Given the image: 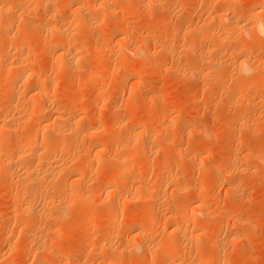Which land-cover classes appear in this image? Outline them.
Returning a JSON list of instances; mask_svg holds the SVG:
<instances>
[{
	"label": "rangeland",
	"instance_id": "374dc122",
	"mask_svg": "<svg viewBox=\"0 0 264 264\" xmlns=\"http://www.w3.org/2000/svg\"><path fill=\"white\" fill-rule=\"evenodd\" d=\"M26 1L27 0H14V1L0 0V2L4 4L7 10L8 7L10 9L8 10L9 12H7V10L5 12L2 11L3 13L0 11L1 13L0 21H2L3 19L5 20V18H7L9 20H12V22L14 21L13 26L15 27L19 25V22L22 23L23 20H24L23 25H25L24 23H26V26H23L20 23L21 26L25 28V31H22L21 33L17 34V32H14L16 31L14 30L15 29L14 27L13 29L14 31H12L14 35H12V38H14L15 40L13 39L12 41H5V40L0 41V53H2V51L4 50L3 55H5V53L9 54V55L7 54L8 56L5 55L6 58L5 56L3 57L4 61H6L8 58L6 62L9 63H13L15 62V60H18L20 56L25 55L24 57L26 59L28 58V60L32 63L29 64V68L32 69L35 68L34 71L36 70V72L40 71L39 73L44 79L46 77L51 81L53 80L54 83H57L59 82L58 80L62 79L60 82L64 81L67 84L66 85L63 83H59L57 86L56 84H54L55 86L53 84L52 85L50 84L48 90L51 91L50 92L48 90L47 91L49 92L48 95L50 94L51 100L54 99L57 102L56 103L50 101L51 104L54 103L52 104L53 105L52 107L54 109L61 108L64 109L66 112L68 110L71 111L73 110L74 112L78 110L80 107L85 106L84 114L81 115L82 116L84 115V118L88 121V123L89 124L95 123L96 125H98L99 122V125L102 124L104 128H107V132L103 136L98 137V139L97 138L94 139L92 138L93 140L83 139L85 140L84 143L83 140L81 139L82 140L81 141L80 138L78 137L79 141L83 142L82 143L83 145L78 143L79 144L78 147L81 148L84 147L83 150L85 151H89L88 149H90V151H93L94 148L92 149L93 147L92 144L95 145L96 143L99 144L102 142L105 143V145L106 143H108V145H111L110 143L113 140L112 133L114 131L116 133L115 137H119V135H117L119 132L121 137L123 135V132L119 130L124 129L125 125L121 124V127L123 128L120 127L121 129L119 128L118 130L119 132L116 130V128L111 129L108 128L107 126L110 123L111 119L113 120L114 118L115 119L113 123H115L117 119L123 120L125 118H129L131 120V121L129 120L130 125L139 122L140 119L141 120L144 119V121H146V123L149 125L151 132L152 130L155 131L158 127H161L163 125L162 127H164L165 130L164 129L159 130V128L156 130V131L158 130L160 131V135H161L160 139L155 141L153 139L151 140L149 139L148 141L149 147L147 146L146 149L142 150V153L144 155L141 154L140 151L141 156H139V160H140L139 163L142 164V167L144 168L145 171V175H143L144 179L141 177L143 179L141 180L142 182H146L145 185L147 184L149 185V183L152 184L151 181L155 179L157 173H158L157 176L160 175L158 178L161 179L162 177L161 174L163 172H161L160 174V168L161 167L166 168L168 165L166 170L167 169L169 170V167L171 168L169 172H171L170 173L171 175L172 173L173 175H176L173 177L178 178L179 181L177 183H179V185L184 187L190 184L191 186V189L187 190L188 192L185 191L186 194L185 192H183V195L177 193L176 196L178 197L176 200L177 203L179 205L183 204V206H185L184 204H186L187 206L185 207L188 208V210L190 209L189 211L191 212L193 209H195L196 203H202L201 201L205 202L202 203L204 208L202 213L200 212L198 215V213L195 211L196 209L193 210L192 212L196 213V215L194 213L193 215L197 216V218H200V220H203L205 222L204 225H206V227L204 226V228L202 227L201 229H190L187 232L190 237L189 238L190 242L187 241L186 246L188 245L187 247H189L192 246V244L193 245L196 244L197 246L196 245L194 246L200 248L201 250L203 249L202 251H205L204 257L205 254L212 256L213 259L208 264H216L218 262H219L218 264H264V153H263L264 152L263 150L264 149V89L263 90L257 89L259 88V85L260 88L264 86V77H263L264 73L262 72V69H258L259 68L258 65L261 64L262 59L264 61V38L263 40H261L258 46H254L252 45L251 41L247 42L249 38L248 36L250 37L254 36L252 32L249 33L250 35L248 34L246 36H244L245 34L242 36L240 35L237 36L238 34H235L232 35L233 37L231 36V38L228 40V43H226L224 46L221 47L220 51L218 52L217 51L214 52L211 50L209 51V49H211L210 48L212 45L211 43H213L212 42V38L214 37L213 35H215L216 33L218 35V33L221 32L220 29H222V27H224L225 24L227 23L226 20H224L225 22L222 21L218 23V21L213 22L210 19V17L212 18L215 15V13H218L217 12L218 8L214 6V3H211L214 0H203V1L201 0V2L199 0H163V1L129 0V2L131 1L130 3L128 2V0L125 1L126 5L129 3L130 6L128 5L125 6L124 0H116L118 2L114 0L115 2L114 4L113 1L111 2V0H109L110 2L107 1L108 2L107 5L110 4L111 7L108 8L107 6L106 8L110 10L107 11V9H103L102 11L104 12L105 15L108 13L111 14V11L114 12L109 16L110 19L108 17L107 20L103 21L104 26L106 25L108 26L114 22H117L118 24L120 23L119 28L120 26L123 28H126L128 26L127 28L129 32L127 28H126L127 31L125 29L124 31L130 33L131 30L132 32L130 33V35H132L133 32H137L136 34L134 33L133 36H137V34L138 35L140 34V42H137L136 44L140 45V47L143 48L145 53L142 54L144 55L142 58L141 57L139 58V61H142L139 62L140 63L139 68H141L139 70L142 71L140 72V76H139L140 80H138L135 79L134 77L132 78V75L134 74L135 71L134 60H136V57H134L132 53L129 54L127 49L125 50V47L127 45H122V47L125 46L123 48V50L125 51H124V57L121 60L122 61L124 60L127 63V67L124 70L119 68V66H115V63H113L115 62L116 59L115 56L116 51L114 49L112 50L110 48V50L108 49L106 51L97 52L98 50L96 51L95 48L94 49L86 48V51L85 50L82 51L83 53L81 52V49L79 50L80 52L78 51L79 48L76 49L78 46H80L77 45L80 44L77 43L78 41L79 42L82 41L83 44L91 45L92 42L94 43V41L91 42L90 40L96 41L97 37L100 36V34H98L99 32L97 31H94L91 34H89L90 30H88L87 27H85L86 30L83 28L85 31L82 30L78 32L76 35L74 36L72 35L73 37L70 35L69 37L74 39H71V42L69 43L70 47L69 45H65L66 48L64 47L65 50L68 48L67 50L70 53L71 51H69V48H71L72 50L75 48L74 51L76 52L77 50L79 52V56L81 57L83 64L82 68L80 66L82 64L79 65L80 70L79 68L70 69V67L68 68L67 66L62 65V63L60 61L58 62L56 58L58 57V54H56L57 51H55V46L53 45L50 46V44L48 45L49 42L48 39L52 37L51 35H53V38H55V36L58 35L57 32L55 30L54 31L47 30L50 32V34L49 32L46 31V33L44 32L42 35L41 33H39L38 30H37L38 32L36 31V29H38L36 27L38 26L37 23L51 24L50 22L52 21H54L52 22V24L54 23L55 25L54 24L53 25L56 26L57 25L56 23H58V18H50L49 15L52 12H56V14L60 17L61 15L63 17L67 15L69 16L70 14L73 13L71 11L73 10V6L75 5L72 4L71 5L72 7L71 6L64 7L63 9L60 6V1L63 0H58V1L54 0L55 3L53 2V4L51 5L48 4V5L54 7L56 10L55 11L54 9L52 10L51 7L49 8V6L47 5L45 7L44 4L41 2V0L40 1L38 0L39 1L37 2L39 5L38 8L35 11L29 8L28 9L30 10L29 12L28 10L21 9L22 5H24ZM73 1L74 0H70V3H72ZM89 1L90 0H88V2ZM92 1L93 0H91L90 2L93 3ZM138 1L140 3H138ZM227 1L229 2L228 4H226L229 6L228 7L229 12L227 14H229L228 17L231 18L228 19L233 20L232 18H236V19L239 18L241 20L243 19L244 22L245 20L247 21V19H250V17H248L250 15H247L249 9L248 6H251L250 5L251 3L254 4L255 2L256 4V2H258L257 0H234V1L230 0L231 2L229 0ZM56 2L57 3L59 2V4H57ZM26 3H28V1ZM86 4L90 11L94 10L95 3L92 4L93 8L90 3H87V1ZM127 8L130 9L128 10ZM21 11H23V13ZM25 11H27L28 14ZM127 11L130 13H128ZM19 12L22 14L20 15ZM24 13H26V15H24ZM115 13L117 14L115 15ZM18 15H20V17ZM14 16L15 18L13 19ZM22 17L23 19H21ZM15 19H16V23H15ZM119 19L123 23L118 22ZM239 19L238 21H241ZM223 22L225 24H223ZM151 23L152 25H150ZM32 24L33 26H30ZM34 24L37 26H34ZM220 24L223 26H221ZM54 26L50 25V27H54ZM197 26L199 30H197ZM199 26L201 27V29L199 28ZM130 27H132V29H129ZM116 28L118 29V31L122 30V28L120 29L118 27ZM190 28L191 29L193 28L194 30L196 28L198 32L195 30L196 31L195 33V31L192 29L194 33L192 32L189 36V34H186V32H189ZM1 32L2 31H0V33ZM48 36L50 37L48 38ZM146 36L150 37V39L148 40L149 42L143 43L142 40ZM190 37H193V39ZM164 38L166 39V41ZM243 38L247 41H245ZM75 39L76 42L74 41ZM18 40H20V42L23 41L24 46H26L25 48L22 47V49L24 48V52L22 51L23 52L22 55H16L15 51L13 52L14 47L18 45L19 42ZM45 40L48 41L46 42ZM69 40L70 39L68 38V42ZM88 41L91 42V44L88 43ZM73 42L74 45H72ZM45 43H47L48 46H46ZM234 47L236 49L238 48V51L236 50L237 52H235L234 50L235 55L234 54L233 55L235 57L239 56L240 54L246 53L248 56L250 55L249 58L252 59V60L250 59V61L253 62L254 64L253 67L255 71L254 72L252 71L253 74L251 75L250 78L251 81L249 80L251 83L250 87L248 85V88H246L245 90L241 86L242 82L238 83L240 79L237 76H235L234 73H232V71H230L231 69L229 67L230 65L229 63L232 62L231 51H233L232 49H235ZM26 49L27 51H25ZM10 51L14 53V56L13 53H11ZM74 51H72V53ZM27 52L28 54H24ZM10 54L12 55V57L10 56ZM80 54H82V56ZM15 56L16 57L18 56V58H15ZM9 58L11 60H9ZM215 59L218 60L216 62L217 64L221 61L224 63V65L223 63H221L219 64V66L214 65L215 66L214 67L211 66L212 64L208 63L210 64L208 65L210 66L209 68L204 63V60L205 62L206 61L209 62V61H215ZM12 60L13 62H11ZM30 62H26V63L28 64ZM57 62L58 64L61 63V66L60 65L58 66ZM220 65L222 67H220ZM51 66H55V69L58 67L59 68L58 70L56 69L57 71L55 70L54 72V67ZM60 67H62V69ZM181 68H184V70L186 69V71H184ZM73 69H75L76 71ZM180 69L184 71L185 74ZM177 70L179 71V73L182 72L181 73L182 75L179 74L181 79L180 77L177 76L178 75ZM76 73L78 74L77 75L79 77V78L77 77L78 79L81 78L85 79L87 83L82 85L76 84L77 86L75 85L69 86L68 85L70 84L69 81L76 78L75 75ZM91 74L93 75V77L96 78H93ZM41 76L40 78H42ZM116 83L118 84L119 88L114 85ZM135 83H140L141 89H139V92L138 90L134 92L135 96H133V99L136 101L133 104H129L127 91L129 89H135L136 88L134 86ZM27 90L22 89V93H21V88L19 90L17 89L16 91L14 88L15 91L14 95L18 93V91H20V96L22 94L23 97L24 94L23 99L22 97L20 99V103H22L21 101H23L24 99L27 102V100H30L28 97L34 96V92L32 90L28 92L29 94L28 93L25 94V91L27 92ZM0 93H1L0 94L1 119H3V117L5 116H6L5 118H7V116L9 115L12 117L11 119H9L10 117L8 116L9 117L7 118L8 120L19 121L21 119L20 117L23 116L22 114L26 115L25 112L28 107L27 106L28 104L27 103L21 104L25 106H22L20 111L19 109L20 103L18 104L15 102L12 103V98H9L10 95L12 97L13 94V91L11 89L5 93L0 91ZM240 96L244 98L242 99V97ZM98 99L100 100V102L97 103L96 101H99ZM33 100H34V104H36L35 100L38 103L40 102V104L42 102L40 100L37 101L38 98H36V96L33 97ZM124 100L126 102H124ZM7 102L8 104L11 103L15 104V106L11 104L12 107H10L11 105H8ZM51 104L48 105L50 106ZM134 104H135V109H134ZM114 107H116L117 110ZM16 109L17 110L19 109L18 112L20 113H18L17 111L15 112ZM23 111L25 112L23 113ZM16 113L19 114L17 118H15L17 116ZM117 113L118 115L120 114L119 115L120 117L117 115ZM43 114L38 115L36 117H30L29 120L27 119L24 121H23V117L25 119V116H23L22 120L19 121V123L20 122L23 123L20 124L18 123L19 125L14 124L17 125L18 127L17 129H13L14 130L12 133L13 135L11 134L10 136H12V138L14 137L15 139L16 137L21 138V136L24 135L22 138L25 139V137H27L26 134L29 135L30 133L29 130L32 132L34 127L36 126L37 128L38 125H40L39 126L40 129L38 128L39 130L37 131L39 133L41 131L42 133V134L37 133L38 138L40 137L39 135H43V133H46L45 135L51 134V132H49V130L51 131V127L50 129L48 127L45 128L46 132L44 131L45 129H43L44 127L41 129L42 123L45 124L47 120L45 115L46 113ZM162 116H165L166 118L163 117L162 120L161 119ZM25 122L28 126L25 124ZM36 128L34 129V131L36 130ZM154 131L153 133H155ZM14 132H16V134H18L17 132H19L20 136L19 135L16 136ZM10 136H7L2 142H0V148L5 149L9 145H11L12 142L11 143L9 142L13 141V139H11ZM67 136L68 135H66L67 140L68 137L69 138L71 137L69 140L72 139V136L70 135L68 137ZM62 138L64 140L63 139L61 140L64 143L66 140L65 136H62ZM39 141L41 142V138L37 140V143L41 144L42 142L40 143ZM70 142L68 141V143ZM71 155L72 154L70 153L69 156L71 157ZM69 156L67 155L66 158L70 159ZM150 160L152 163L150 162ZM169 160H171L172 163ZM141 161H143L144 163ZM177 163L178 166L173 167V169L175 170L173 171L171 165L173 164V166H175ZM201 163L206 168L203 167ZM111 165L112 164L109 163L106 165V167L108 166V169H110L113 167ZM214 165L217 166V169L211 170V168H213ZM201 166L203 167V169ZM13 169L14 170L17 169L16 171L20 170L18 166H16ZM3 173H5V175ZM132 173L133 172H131V175ZM147 173H149L150 175ZM9 174L10 173L3 172L0 169V213L2 214V216H0V221H1L0 222V258L3 260L2 261L0 259L1 262L0 264H36V263L57 264V262L58 264H60L61 262H62L61 264H63L65 261L64 259L67 256L66 253L68 252V250L70 251L69 254L70 259L72 261L74 259V262L75 260H77V262L79 261L78 263H80L82 262L81 260H83L82 264L83 263L98 264L104 258L103 257L100 260V256H99L100 254L99 255L97 254L101 252V249L98 247L101 246L99 244H102L101 239L102 236H104L105 234H108L110 237L108 245L109 244L111 245L112 243L114 247L113 246L110 247V245L108 247L107 245V247L105 248L107 254L104 253V255L105 256L108 255L110 259H108V257L106 256L108 260L104 258L103 261L100 262L101 264L102 263L106 264V261L107 264H109L108 262L111 263V261L109 260H111V258L118 253V251H116L117 248H119V250L122 249L123 244L126 245L127 248V249L125 248L124 250L125 255H123V257L126 256L125 257L126 261L120 262L121 258L116 255L115 256L116 259L117 257L118 259L120 258L119 263H117L116 261V264H176L177 262H179L178 260L179 257L183 255V252L177 255H173V254L170 255V253H168L169 252L168 250L167 251L165 250V252L167 253L166 255L164 254L165 252L163 253L157 252L156 250L158 249L156 248H158L160 245L158 244L159 242L157 241H155L156 243H153L152 246V248H154L155 250V253L152 252L151 249L149 256L148 254L145 255L144 253H142L144 252L142 251L143 249L137 251H133V250L131 251L130 250L131 247H129L128 246L129 244L127 245V243L125 242L127 235L124 236V234H126L129 228H131V225H134L132 227H135V225L137 224L139 226V223L140 225L142 224L146 225L149 223L150 225H152L149 231L150 234L153 233L154 235L153 234L152 235L155 237V234L158 235L160 232L158 236L163 237L165 232L169 234V229L168 228L166 229V227L163 225V220H162L163 217H161L160 212L158 210L156 211V209L151 205L150 201H144V202L139 201V203L135 202L137 204L131 203V205L130 203H128L126 204V208L128 209H130L131 206L132 208L135 207L141 210L146 208L145 205L146 206L149 205L150 207H153L154 209L149 207V211L153 209L151 211L153 213V216L151 215V213H150L151 217L149 216L146 218L145 217L141 218L142 216L141 217L139 216L140 218L133 220L134 222L128 221L124 217L123 219L117 220L119 225L116 228L121 229V231H119L116 228L113 231L114 226L113 224H111L112 225L111 227L113 229L110 227L109 218L105 214L106 208L104 209V206L107 205V202L104 203V201H108V198L102 196L99 190H95L96 194L97 192H99V194L101 195L100 196L98 194V196H100L99 198L97 197L95 198L94 195L95 193L91 194L93 195L92 196L93 200L90 199L91 201L90 200L88 201V202L93 201L91 204L89 203L88 205L86 204L83 206L84 203L81 204L80 202L69 203L73 207L72 209L73 213L71 212L69 214L70 216L69 215L68 217L66 216L67 218L66 220H64V224H63V226L65 227L64 230H66L68 235L66 239L60 244L61 246L55 242L57 236L53 232V229L50 228L51 225H54V220L41 219V221L45 220V222L44 223L38 222L39 224L40 223L44 224V226L42 225L41 230L39 229L41 233L38 231V236H41L40 238L43 239L42 243H45L46 246L43 245V247L45 248H42V250L40 248L41 246H39V249H37L32 243L29 242L31 238L29 234H25V232L18 231L21 226L20 222L23 223L25 221L36 222V220L38 219L34 217L36 218L35 220L32 217L34 215H30L26 213L23 214L24 212L22 213L20 211L21 210L20 206L19 207L17 206V209H19L17 211L15 206L19 205V203L16 202L17 203L16 204L15 199L12 197L15 196L16 193L15 191L19 187L17 186L16 189V183L14 182L15 180L13 179V177L12 178L7 177V175L9 176ZM133 175L135 174L133 173ZM125 176L131 177L130 174H126ZM150 176L152 177L151 179H149ZM126 177L125 179H128ZM5 178H7V180ZM9 179L14 180L13 181L14 184L11 182L12 180L10 181ZM118 184L120 187L121 183H117V185ZM11 185H14V187ZM201 186L204 189L203 192H200L202 191ZM14 188L16 190H14ZM155 196L156 195H154V197ZM177 203H174V205H177ZM135 205L138 206L136 207ZM158 208L160 209V211L162 210V207H158ZM13 210H16L17 215L16 214L15 215L17 217L15 216L12 217V219L10 218L4 220L8 216V214ZM205 210H207V213L210 216L206 213ZM19 211L20 214H18ZM75 213H76V219H75ZM151 218H155L154 221L156 222H154V224H156L158 221L161 222V220L162 222L161 223L158 222L155 226L154 224H152L153 220ZM147 219L149 220L147 221ZM145 221L148 223H146ZM118 223H115L114 225ZM105 224H108L110 228L108 227V225ZM120 225H122L123 227V234L121 233L122 228ZM109 229H111L112 231H110V233H105L106 231L109 232ZM116 230H118L119 234ZM52 232L54 233V235ZM101 232L102 233L104 232L103 233L104 235ZM112 232L118 235L116 236L115 234H112ZM161 232L163 233L162 235ZM167 234L165 235L168 236ZM113 235H114V239L112 238ZM98 237H101V239H99ZM91 238L92 240L95 239L94 242L91 240ZM98 239L100 240V243L99 241H97ZM172 240H174V238H172ZM31 245H33L34 247ZM174 245L176 246V244ZM116 246L117 248H115ZM138 252L140 256L143 255L142 257H140V259L139 258L136 259L134 257L138 255ZM135 253L137 255H135ZM35 254L38 257H35ZM202 255L197 257L198 259L197 258L194 259V264H197L200 261V259L203 258ZM32 257L34 259L35 258L37 259L34 260ZM131 257L135 259L136 263L131 262L132 259ZM147 257H149L150 259ZM168 257L171 258L168 259ZM175 257L177 258V260H175L174 262ZM183 264H187V263H183Z\"/></svg>",
	"mask_w": 264,
	"mask_h": 264
},
{
	"label": "bare ground",
	"instance_id": "6f19581e",
	"mask_svg": "<svg viewBox=\"0 0 264 264\" xmlns=\"http://www.w3.org/2000/svg\"><path fill=\"white\" fill-rule=\"evenodd\" d=\"M27 1H28V3H26ZM27 1L25 2L24 5H22V8H21L22 10H28L30 8L33 11H35L38 8L39 5H38L37 2H39L40 0L39 1L38 0H27ZM74 1L72 3H70V0L60 1V6L63 9H64V7H70L72 4L75 5V6H73V10L71 11L73 13L70 14L69 16L67 15V16L63 17L61 15V17H60V16H58L56 14V12H52L49 15L50 18H58V23H56L57 24L56 26H54L55 25L54 23H53L54 25L52 24V22H54L52 20H50V21H52V22H50L51 24H49V23L48 24L47 23L46 24L45 23H43V24L37 23L38 26L35 25L36 22L34 24V26H37L36 28H38V29H36V31L38 30L39 33H41L42 35H43L44 32L46 33L47 30H49V31L50 30L51 31L55 30L57 32V34H58L57 36H55V34H54L55 38H53V35H51L52 37L48 36V38L50 37V39H48L49 40L48 45L50 44V46L51 45L55 46V51H57V53L56 52L55 53L58 54V57H56L58 62L60 61L62 63V65L67 66L68 68L70 67V69L71 68H75V69L79 68V70H80L79 65L82 64L81 57L79 56V52H80L79 50L80 49H81V52H82L84 50L86 51V48H93V49L95 48L96 51L98 50L97 52H99V51L102 52V51H106L108 49L110 50V48H111L112 50L114 49L116 51V55H115L116 59H115V62H113V63H115V66H119V68L124 70L127 67V63H126V61H124V60L122 61L121 59L124 57V51L127 49L129 54L132 53L133 56L136 57V60H134L135 61V63H134L135 71H134V74L132 75V78L134 77L135 79L140 80L139 76H140V72L142 70H139V69H141V68H139V65H140L139 62H142V61H139V58L140 57L142 58L144 56L142 54L145 53L143 48L140 47V45L136 44L137 42H140V34L139 35L137 34V36H133L134 33L135 34L137 33V32H133L132 35H130V33L132 32L131 30H130V33L126 32L128 30V28H127L128 26L126 27L127 30H126V28H123V27L120 26V28H122V30L118 31V29L116 27L119 28L120 23L118 24L117 22H114V23H112L111 25H108V26L107 25L104 26L103 21L107 20L108 17L114 12V11H111V14L107 12L109 15L108 14L105 15L104 12L102 11L103 9H107L106 8L107 6H108V8L111 7L110 4L107 5V3H108L107 1H109V0H106V2H105V0H93L92 1L93 3L90 2L91 0L89 2H88V0H83V1L82 0H80V1L76 0L75 2ZM86 1H87V3L91 4L92 8H93L92 4L95 3L94 10L90 11L88 9ZM112 1H113V4H114L115 3L114 0H111V2ZM125 1H127V0H124V3H125ZM131 1H133V0H131ZM161 1H163V0H161ZM199 1L201 2V0H199ZM214 1L211 2V3H214V6L218 8V11H217L218 13H215V15L212 18L210 17V19L213 22L214 21H218V23L226 20L227 23L225 24L224 23L225 21H224L223 24H225V26L222 27V29H220L221 32L218 33V35L216 33L215 34L216 36L213 35L214 36L212 38V42L213 43H211L212 45H211V47H210L211 49H209V51L210 50L214 51V52L220 51L221 47L224 46L226 43H228V40L231 38L232 35L238 34L237 36H239V35L242 36V35L245 34L244 36H246V35H248L251 32L254 35L253 37L248 36L249 37L248 41L244 39L245 37L243 39L245 41H247V42L251 41L252 45H254V46H258L259 43L261 42V40H263V38H264V0H257L258 2H256V4L254 2V4H252V3L250 4L251 6H248V8H249L248 9V13L246 11L245 12L247 13V15H250V16H248V17H250V19H247V21L245 20V22L243 21V19L241 20L239 18L238 19L241 20V21H238V19H236V18H232L233 20H230L231 18L228 17L229 14H227L229 12V8H228L229 6L226 5V4L229 3L227 0H226L227 2L225 0H214ZM41 2L46 7V5L49 6L48 4H50V5L53 4L54 0H41ZM116 2H118V1H116ZM128 2H129V0H128ZM129 3L127 4L128 6H130ZM138 3H140V2L138 1ZM224 3H225V5H224ZM57 4H59V2ZM127 5L125 3V6H127ZM131 5H133V4H131ZM136 5H137V3H136ZM50 7L51 6H49V8ZM58 7H59V5H58ZM92 8H90V9H92ZM51 9L55 10L54 7H51ZM87 9H88V11H87ZM6 10H7V8H5L4 4H2V2H0V11L1 12L2 11L5 12ZM8 10H10L9 7H8ZM8 10H7V12H9ZM108 10H110V9H107V11ZM120 10H122V9H120ZM17 11H18V9H17ZM28 11L30 12V10H28ZM21 12L23 13V11H21ZM25 12H27V11H25ZM22 13H20V15ZM128 13H130V12H128ZM27 14H28V12H27ZM116 14L117 13H115V15ZM20 15H18V16L20 17ZM24 15H26V13H24ZM118 15H120V14H118ZM14 18H15V16L13 17V19ZM228 18H230V19H228ZM21 19H23V17ZM109 19H110V17H109ZM244 19H246V18H244ZM248 20H250V21H248ZM115 21H117V20H115ZM23 22H24V20L22 21V23L19 22V25L17 23L18 26L15 27V26H13L14 21L12 22V20H9V19L5 18V20L3 19L2 21H0V29H1L0 31H2L0 33V41L1 40L12 41L14 39V38H12V35H14V33L12 31H14V30H16L14 32H17V34L21 33L22 31H25V28L23 26H26V23H24L25 25H23ZM118 22H121L120 19L118 20ZM15 23H16V19H15ZM20 23L23 26H21ZM121 23H123V22H121ZM50 25H52L54 27H50ZM150 25H152V23ZM30 26H33V24L30 25ZM221 26H223V25H221ZM14 27H15V29H14ZM85 27H87V29L90 30L89 34H91L94 31H97V32H99L98 34H100V36L97 37L96 41L95 40H90L91 42L94 41V43L92 42V44H91V42L88 41V43H90L91 45L83 44L82 41H80V42L78 41L77 43H80V44H77V45H80L81 47L78 46L76 49L79 48L78 49L79 52L77 50L75 52L74 51L75 48L73 50L71 48H69V51H71V53L68 52V50H67L68 48L66 49L67 50L66 51L64 49L65 45H69V43L71 42V39H74V38H70L69 36L70 35L74 36L78 32H80V31H82L84 29L86 30ZM115 28H116V31H115ZM199 28L201 29L200 26H199ZM34 29H32V30H34ZM124 29L126 31H124ZM129 29H132V27H130ZM192 29L190 28V31L186 32V34H189V36H190V34L194 30V29L193 30ZM195 30H196V28H195ZM197 30H199L198 26H197ZM49 31H47V32H49ZM134 31H136V30H134ZM196 31H195V33H196ZM87 32H89V31H87ZM128 32H129V30H128ZM49 34H50V32H49ZM68 38L70 39L69 42H68ZM171 38H169V39H171ZM190 38L193 39V37H190ZM149 39H150V37L146 36V37L143 38L142 42L143 43L144 42H149L148 41ZM48 40H45V41L47 42ZM18 41L20 42V40H18ZM74 41L76 42V39ZM165 41H166V39H165ZM193 41H195V40H193ZM19 42H18V45H16V47H14V50H13V52L15 51L16 55H22L23 52H24V48L26 47V46H24V44H23L24 42L23 41H21L20 43ZM251 42H250V44H251ZM16 43H17V41H16ZM162 43H163V41H162ZM45 44H46V46H48L47 43H45ZM72 45H74V42H73ZM122 45H127L126 47L124 46L125 50H123L124 47H122ZM22 47H24V48L22 49ZM69 47H70V45H69ZM4 48H6V47H4ZM232 50H233V51H231L232 60L230 59L232 62L229 63L230 64L229 67L231 69L230 71H232V73H234V75L237 76L241 80V81L239 80L238 83L242 82L241 86L245 90L246 88H248V85L250 87V84H251L250 83V81H251L250 78H251V75L253 74L252 71L253 72L255 71L254 67H253L254 64H253V62L250 61V59H251V58H249L250 55L248 56L246 53H243V54H240L239 56L235 57L234 55H235V52L238 51V48L237 49L235 48V49H232ZM234 50H235V52H234ZM25 51H27V49ZM72 51H74V52L72 53ZM3 52H4V50L2 51V53H0V85H1L0 91L5 93V92H7L8 90L11 89L13 91V94H12V97L10 95L9 98H12V103L15 102V103L18 104V103H20V99L22 97V94L20 96V91H18V93H16L14 95L15 91L17 89L19 90L21 88V93H22V89H26V90L28 89L27 92L25 91V94H27L29 91L32 90L34 92V96H36V98H38L37 101L40 100L42 102L40 104V102L38 103L35 100L36 104H34V100H33L34 96L28 97L30 100H27V102L25 101V99L23 101H21L22 103H20V105H19L20 111H21L22 106H25V105H21L23 103H27L28 104L27 105L28 106L27 109L28 108H30V109H28V110L26 109V112L23 111V113L24 112L26 113V115L22 114L23 116H25V119H24L23 116H21V117L19 116L21 118V119L20 118L19 119L22 120V117H23V121L27 120V119L29 120L30 117H36L38 115L46 113L45 115H46L47 120L45 119L46 120L45 124L42 123L41 129L43 127H44L43 129H45L47 127L50 129V127H51V131L48 129L49 132H51V134L45 135L46 133H43V135H39L40 136L39 138H41V142H42L41 143L39 141L41 143V144H39V143H37V140H39L38 134H37L39 132L37 130L40 129L39 128L40 125L37 124L38 125L37 128H36V126L34 127V129L36 128L35 131H34V129H33L32 132L29 130L30 133H29V135L26 134L27 137H25V139L22 138L24 135H22L21 138L20 137H16L14 139V137L12 138V136H10L13 133V131H14L13 129H17V127H18L17 125H19L20 123H23V122L19 123L20 120L19 121L8 120L7 118L10 117L9 119H11V117H12V116H9V115H8L9 117L7 116V118H5L6 116L3 117V115H2L3 119L0 118V142H2L7 136H10L11 139H13V141L9 142V143L12 142L11 145L6 147L5 149L0 148V149H2V150H0V169L3 172L10 173L9 176L7 175V177H9V178L13 177V179L15 181L12 180V179H11L12 181L10 179L9 180L13 184H14V182L16 183V189H17V186L19 187L17 190L14 188V190H16L15 191L16 193H15V196L12 197V198L15 199V203L16 202L19 203V205H16L17 203L15 204L16 205L15 206L16 209H17V206L18 207L20 206V209H21L20 211L22 213L24 212L23 214L26 213V214L34 215L32 217L33 218L36 217L39 220L38 221V220H36V218H34L36 220V222H30V221H25L24 223L20 222L21 226H20V229L18 231L19 232H25V234H29L30 237H31L29 242L32 243L35 246V248H37V249H39V246H41L40 248L42 250V248H45V247H43V245L46 246V244L42 243L43 239L40 238L41 236H38V231L40 232L41 227H42V225L44 226V224H41V223L39 224L38 222H43V223L45 222V220L41 221V219H53L54 220V225L50 224L51 225L50 228L53 229V232L57 236L55 242L60 245L66 239V237L68 235L66 230H64L65 227L63 226V224H64V220H66V218L72 212V209H73V207L69 203H71V202H80L81 204L84 203L83 206L86 205V204L88 205L89 203L91 204L93 201L92 202H88L90 199L93 200V197H92L93 195H91V194L95 193L96 192L95 190H99V192H100V194L102 196L108 198V201H104V203L107 202V205L105 204L106 206H104V209L106 208L105 214L109 218L110 227L112 226L111 224H113V226H114L113 227L114 229L111 227L113 229V231L119 225L117 220L123 219L125 217L128 221H133V220H136L137 218H140L141 216H142L141 218L149 217L150 213L153 216V213L151 211L154 208L156 209V211L158 210L160 212V214H161V217H163V219L161 218L163 220V225L166 227V229L167 228L169 229V234H167L165 232V234H167L168 236H166L165 234L163 235V237L162 236H158L160 234V232H159V234L158 235L155 234V237H154L153 236L154 234L152 233L153 234L152 235L149 232L151 227H152V225H150L146 221L145 222L148 223L146 225H143V224L140 225V223H139V226L137 224V225H135V227H132L134 225H131V228H129V230L127 232L124 231V232H126V234H124V236L127 235L126 236L127 238L125 237L126 238L125 242L127 243V245L129 244L128 246L131 247V249H130L131 251L132 250L133 251H137V250H140V249L142 250L143 249L142 251H144V252H142V253H144L145 255L148 254V256H149V253H150L151 249H152V252L155 253V250H154V248H152V246H153V243H156L155 241H157V242H159L158 244H160L159 247L156 248V249H158V250H156L157 252L163 253V252H165V250L166 251L168 250L169 251L168 253H170V255L171 254L177 255V254H180L181 252H183L182 256H180V257L178 256L179 257V259H178L179 262H177L178 264H183V263L194 264V259L199 257V256H201L202 254H203L202 255L203 258L200 257L201 259H200V261L197 264H208L210 261H212V259H213L212 256H210L208 254H205V257H204V252L205 251H202L203 249L201 250L200 248L196 247L197 246L196 244H194L196 246H194L192 244V246H194V247H192V246L187 247L188 245L186 246V243H187V241H189V238H190L187 232L190 229H201L202 227L204 228V226L206 227V225H204L205 222L203 220H200V218H197V216H195L196 213L192 212L193 210L196 209L195 211L198 213V215H199L200 212L202 213L203 209H204L202 203L204 201H201L202 203H196L195 209H193L191 212L189 211L190 209L188 210V208L185 207V206H187L186 204H184L185 206H183V204L179 205L177 203V201H176L177 198H178V197H176L177 193H180V195L181 194L183 195V192L187 191L188 189H191L190 184H188V185H186L184 187L179 185V183H177L179 181L178 178L177 177L176 178L173 177V176H176V175H173V173L171 175L170 174L171 172H169L171 170V168L169 167V170L168 169L166 170L168 165H167L166 168L165 167H161L160 168V174H161V172H163L161 174L162 175L161 179L158 178L160 175L157 176V174H158L157 173L156 176H155V179L153 181L150 180L152 184L149 183V185L148 184L145 185L146 182H142V180L144 179L143 175H145V171H144V168L142 167V164L139 163L140 162L139 156H141L140 155V151H141V154H143L142 150L146 149V147L148 146L149 139L150 140L153 139L154 141L160 139L161 135H160V131L159 130H163V129L165 130V128L162 127L163 125L161 124L162 126L158 127L159 128L158 131H156L158 129L157 128L155 131L151 129L152 130V132H151L149 125L146 123V121H144V119L143 120L140 119V121L138 120L139 122H136L135 124L131 123L132 125H130V121L131 120L129 118H125L123 120L120 119L121 121L119 119H117L116 122L113 123V121L115 119L114 118L113 120L111 119L110 123L107 125L108 128H111V129H115L116 128V130L118 131L119 128L121 127V124H123V125H125L124 129L119 130V131L123 132V135L120 137V132L118 131L119 133L117 135H119L120 138L119 137H115L116 133L114 131L112 133L113 140L110 143L111 145H108V143H106V145H105V143H102V142L101 143L103 145L101 143H99V144L96 143L95 145L92 144L93 147L91 146L92 149L94 148L93 151H90V149H88L89 151H85V150H83L84 149L83 146H82L83 148L78 147L79 146L78 143H80V144H82L83 142L85 143V140H83V139H87V140H93L94 138L98 139V137L103 136L107 132V128H104L102 124H101L102 126L99 125L98 121H95V122H98V125H96L95 123L94 124H89L88 121L84 118V115L83 116L81 115V114H84L85 106L80 107L78 110L75 109L76 111H74V112H73V110L72 111L68 110L66 112L64 109H61V108H60L61 110L58 109V108L54 109L52 107L53 106L52 104H54V103L51 104L50 101H52V102H56V101L54 99H53L54 101L51 100L50 94L48 95V93L51 90L49 91L48 88L50 87V84L51 85L52 84L53 85L56 84V86H57L59 83H63V84H66V83L64 81L60 82L62 79L58 80L59 82H57V83H54L53 80L51 81L50 79H47L46 77L44 79L40 75V73H39L40 71L36 72V70L34 71L35 68L34 69L29 68V64H32V63L28 60V58L26 59L24 57L25 55L20 56V58L18 60H15V58H18V56L17 57L15 56V58H14L15 62H13V60L11 61L13 63L6 62L8 60V58H7L6 61H4L3 57L5 55L8 56L9 54L7 53L8 54L7 55L5 53V55H3ZM13 52H11V53H13ZM24 54H28V52L24 53ZM34 55H35V53H34ZM80 55L82 56V54H80ZM6 56H5V58H6ZM10 56L12 57L11 54H10ZM13 56H14V53H13ZM25 59L28 60V61H26ZM9 60H11V59L9 58ZM217 61L218 60H216V59H215V61H209V62L208 61L205 62V60H204V63L209 68H210V66H208V65H210V64H212L211 66H214V65L219 66V64L223 63V62L220 61L217 64L216 63ZM262 61H263V59H262ZM262 61H261V64L258 65L259 68L258 67L257 68L258 69H262V72L264 73V61L263 62ZM26 62H30V63L27 64ZM58 62H57V64H58ZM61 63H59L58 66L59 65L61 66ZM208 63H210V64H208ZM256 64H258V63H256ZM223 65H224V63H223ZM80 66L82 68L83 64L80 65ZM51 67H54V72H55L56 69L58 70V68H59L58 67V68L55 69V66H51ZM220 67H222V66L220 65ZM60 68L62 69V67H60ZM75 69H73V70H75ZM181 69L184 70V68H181ZM115 70H116V67H115ZM184 71H186V69ZM184 71H182V72L184 73ZM58 72H56V73H58ZM77 72H78V70H77ZM177 72H178L177 76L180 77V75H182L181 74L182 72L179 73L178 70H177ZM229 73H231V72H229ZM52 74H53V72H52ZM39 75L43 79L40 78ZM75 75H76V78L73 79V80H71V77H70V80L72 82L69 81L70 82V84H68L69 86H74V85L77 86L76 84L82 85V84H86L87 83L85 79H82V78L78 79L79 77L77 76L78 75L77 73ZM75 75H72V76H75ZM261 75H262V73H261ZM95 76H97V75H95ZM187 76H186V78H187ZM89 77H90V75H89ZM92 77H93V75H92ZM92 77H91V79H92ZM93 78H96V77H93ZM180 79H181V77H180ZM89 80H88V82H89ZM243 83H244V85H243ZM116 84H114V85L118 87V84L117 85ZM134 86L137 89L136 88L135 89H129L127 91L128 92L127 95H128V98H129V100L128 99L127 100L129 101V104H133L136 101V100L133 99V96H135L134 92L137 91V90L139 92V89H141L140 83H135ZM14 88H15V91H14ZM240 88H239V90H240ZM251 88H252V86H251ZM99 89H100V87H99ZM257 89H262L263 90L264 86L262 88H260V85H259V88H257ZM133 93H134V95H133ZM242 93H244V92H242ZM23 97H24V94H23ZM23 97H22V99H23ZM240 97H242V96H240ZM240 97H238V98H240ZM148 98H149V96H148ZM243 98L244 97H242V99ZM5 99H6V97H5ZM5 99H4V101H5ZM142 100H143V98H142ZM28 101H30V102H28ZM96 102L98 103V102H100V100L96 101ZM124 102H126V101L124 100ZM47 103L51 104V105L49 106ZM121 103H122V101H121ZM7 104H8V102H7ZM11 104H8V105H11ZM12 105L15 106V104H12ZM12 105L10 107H12ZM16 107H17V105H16ZM77 108H78V106H77ZM114 108L116 109V107H114ZM134 109H135V104H134ZM13 110H14V108H13ZM18 110L16 109L15 112L16 111L18 112ZM18 113H20V112H18ZM110 114H111V112H110ZM6 115H7V112H6ZM18 115L19 114H17V116L15 118H17ZM117 115H118V113H117ZM165 116H162L161 119L163 120V117H165ZM26 117H29V118H26ZM97 117H98V115H97ZM158 117H159V115H158ZM160 122H162V121H160ZM14 124H17V125H14ZM25 124H26V122H25ZM244 126H245V124H244ZM121 128H123V127H121ZM44 131L46 132V129ZM153 131L155 133H153ZM19 132H20V130H19ZM19 132H17L18 134H16V132H14V133H15L16 136H18V135L20 136ZM21 132H22V130H21ZM42 132H43V130H42ZM27 133H28V131H27ZM40 133H41V131H40ZM66 135L72 136V139H71L72 141L69 140L71 137L69 138L68 136H67L68 137V140H67L66 139ZM107 135H109V134H107ZM62 136H65V139H66L64 143L61 140V139L64 138V137L62 138ZM78 137L80 138V140L82 139L83 142H81L82 140L79 141ZM88 138H91V139H88ZM108 139H109V137H108ZM87 140H86V142H87ZM68 141L69 142L71 141V142L68 143ZM157 148H158V145H157ZM150 150H151V148H150ZM180 150H178V151H180ZM70 153L72 154L71 157L69 156ZM67 155L70 157V159L66 158ZM169 161H171V160H169ZM141 162H143V161H141ZM150 162H151V160H150ZM109 163H111L112 164L111 166H113L110 169H108V166L106 167V165L109 164ZM171 163H172V161H171ZM167 164H169V163H167ZM15 165L18 166L20 170H18V171H16L17 169L14 170L13 168L16 167ZM201 165H202V163H201ZM171 166H172V170L175 171L173 169V167L178 166V163L175 166H173V164ZM179 167H177V168H179ZM203 167H205V166H203ZM203 167H202V169H203ZM177 168H175V169H177ZM210 168H211V166H210ZM212 169H217V166L214 165L213 168H211V170ZM146 170H147V168H146ZM131 172H133L135 175H133V173L131 175ZM142 173H144V174H142ZM3 174L5 175V173H3ZM126 174H130L131 177H126L125 176ZM147 174H149V173H147ZM149 175H148V177H149ZM151 176H150L149 179L152 178ZM125 177L128 178V179H125ZM5 179L7 180V178H5ZM4 182H5V180H4ZM117 183H121V186L119 187V184L117 185ZM11 186L14 187V185H11ZM201 188H202V186H201ZM203 191H204V189L202 188V191H200V192H203ZM99 192H97V194L96 193L94 194L95 198L96 197L99 198L101 196L99 194ZM13 193H14V191H13ZM98 194L100 196H98ZM153 194L156 195V196L154 197ZM185 194H186V192H185ZM139 201H143V202L144 201H150L151 205L154 208L150 207L149 205H147V206L145 205V207L146 208L148 207V208L147 209L145 208L143 210H141L139 208H135V207L132 208V206H131L130 209L126 208V204L130 203V205H131V203H135V202L139 203ZM86 202H88V203H86ZM102 202H103V200H102ZM104 203H103V205H104ZM174 203H177V205H174ZM135 204H137V203H135ZM74 205H75V203H74ZM135 206L137 207L138 205H135ZM149 207L153 208V209L149 211ZM158 207H162V210L160 211V209ZM38 208H40V209H38ZM18 210L19 209H17V211ZM20 211H19L18 214H20ZM90 211H91V209H90ZM205 211L207 213V210H205ZM193 213L195 215H193ZM15 214L17 215V212H16V210H13L12 212H10L8 214V216L4 220L10 219V218L12 219V217L16 216ZM0 216H2L1 213H0ZM206 216H205V218H206ZM22 217H24V216H22ZM27 217H28V215H27ZM154 217H155V215H154ZM75 219H76V213H75ZM151 219L153 220L152 224H154V222H156V221H154L155 218H151ZM158 219H156V220H158ZM148 220L149 219H147V221ZM162 220H161V222H162ZM80 221H81V219H80ZM128 221H126V222H128ZM231 221H232V219H231ZM158 222H160V221H158ZM115 223H118V224H116L117 226L114 225ZM156 224H154V225L156 226ZM92 225H93V223H92ZM105 225H108V224H105ZM109 225H108V227H109ZM122 225H120V226L122 228V232L121 233L123 234ZM87 227H88V225H87ZM108 227H106V228H108ZM153 228H154V226H153ZM116 229H118V228H116ZM51 230H50V232H51ZM118 230L121 231V229H118ZM118 230H116V231L118 232ZM110 231H112V230L109 229V232L106 231L105 233H110ZM162 232H161V235L164 233V232L163 233ZM54 233H53V235H54ZM86 234H88V233H86ZM95 234H96V232H95ZM112 234H115L117 236L119 234V232H118V234L112 232ZM112 234H110V235H112ZM107 235L108 234H105L104 236H102V239H101V237H98L99 239H101V242H102V244H99L101 246L98 247V248L101 249V252L97 254V255L100 254L99 255L100 256V260L103 257L106 260L110 259L108 257V255H106L108 257V259L104 255V253H106L105 248L107 247L108 242L110 240L109 235L108 236ZM112 238L114 239V235H113ZM172 238H174V240H172ZM99 239L97 241H99V243H100ZM91 240H92V238H91ZM94 240H92V241L94 242ZM83 241H84V238H83ZM110 243H111V241H110ZM174 244H176V246ZM33 245H31V246H33ZM109 245H108V247H109ZM112 246L114 247V245H112V243H111L110 247H112ZM94 247H95V245H94ZM115 248H117V246ZM125 248H126V245H124V244L122 246V249L119 250V248H117L116 251H118V253L115 254L111 258V260H109V261H111V263L110 262H108V263L109 264H116V261H117V263H119V259L120 258H121L120 262L121 261H126V258H125L126 256L123 257V255H125L124 254ZM109 249H111V248H109ZM114 251H115V249H114ZM127 251H129V250H127ZM112 252H113V250H112ZM66 254H67V256L64 259L65 261H64L63 264H82L83 260H81L82 262L78 263L79 261L77 262V260H75V262H74L73 258H72L73 261L70 259V255H69L70 251L69 250H68V252ZM152 254H150V255H152ZM164 254L166 255L167 253L165 252ZM116 255L118 257H120V258L118 259V257H117V259H116L115 258ZM135 255H137V254L135 253ZM142 256L143 255L140 256V254L138 252V255L134 256V257L136 259H138V258L140 259V257H142ZM35 257H38V256H36V254H35ZM150 257H152V256H150ZM95 258H97V257H95ZM123 258H125V259H123ZM147 258H149V257H147ZM170 258L168 257V259H170ZM35 259H37V258H35ZM75 259H77V258H75ZM103 259H102V261H103ZM60 260H61V258H60ZM175 260H177L176 257L174 259V262H175ZM42 261H44V260H42ZM98 261H99V258H98ZM102 261H100V262H102ZM100 262L98 264H101ZM104 262H105V260H104ZM131 262L136 263L134 258L131 259ZM218 263H216V264H218ZM57 264H58V262H57ZM106 264H107V261H106Z\"/></svg>",
	"mask_w": 264,
	"mask_h": 264
}]
</instances>
